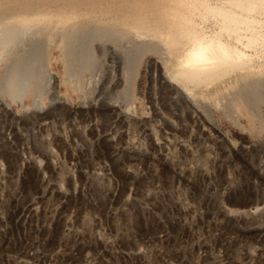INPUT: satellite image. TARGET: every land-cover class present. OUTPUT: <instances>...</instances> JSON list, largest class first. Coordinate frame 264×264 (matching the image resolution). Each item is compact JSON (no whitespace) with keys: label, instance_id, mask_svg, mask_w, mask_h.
<instances>
[{"label":"rangeland","instance_id":"1","mask_svg":"<svg viewBox=\"0 0 264 264\" xmlns=\"http://www.w3.org/2000/svg\"><path fill=\"white\" fill-rule=\"evenodd\" d=\"M77 102L0 113V264H264L260 138L221 121L143 153L141 124L112 142Z\"/></svg>","mask_w":264,"mask_h":264},{"label":"bare ground","instance_id":"2","mask_svg":"<svg viewBox=\"0 0 264 264\" xmlns=\"http://www.w3.org/2000/svg\"><path fill=\"white\" fill-rule=\"evenodd\" d=\"M76 100L112 142L116 124H141L143 153L164 134L223 137L221 121L264 149V0H0V113Z\"/></svg>","mask_w":264,"mask_h":264}]
</instances>
